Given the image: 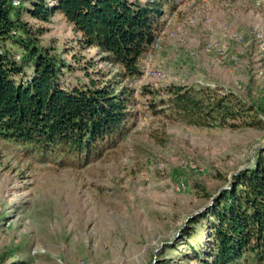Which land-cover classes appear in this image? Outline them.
I'll list each match as a JSON object with an SVG mask.
<instances>
[{
    "label": "rangeland",
    "instance_id": "374dc122",
    "mask_svg": "<svg viewBox=\"0 0 264 264\" xmlns=\"http://www.w3.org/2000/svg\"><path fill=\"white\" fill-rule=\"evenodd\" d=\"M166 18L172 33L159 34L150 63L162 76L141 68L132 84L135 117L117 146L73 165L61 157L42 162L0 138V264H160L161 248L211 202L206 194L254 163L264 126H188L165 113L155 116L162 97L139 91L174 84L232 94L258 107L264 123V42L254 38L264 29V0H190ZM26 20L43 29L40 44L54 46L72 66L63 70L68 82L88 80L81 71L88 61L89 72L114 71L96 49L79 47L62 16L45 24Z\"/></svg>",
    "mask_w": 264,
    "mask_h": 264
},
{
    "label": "trees",
    "instance_id": "16d2710c",
    "mask_svg": "<svg viewBox=\"0 0 264 264\" xmlns=\"http://www.w3.org/2000/svg\"><path fill=\"white\" fill-rule=\"evenodd\" d=\"M180 3L18 0L14 6L12 0H0V138L19 145L25 154H37L42 162L48 156L61 157L59 162L73 165L88 164L117 146L135 117L132 84L141 76L142 60L163 31L166 16ZM55 14L78 35L81 49H96L101 62L114 71L89 72L88 61L81 67L88 80L68 82L63 70L70 72L72 66L54 46L40 44L43 29L26 20L50 23ZM139 94L160 95L161 109L154 115L165 113L188 126L230 130L264 126L259 108L232 94L174 84L154 91L143 86ZM206 196L211 202L156 258L163 264H264V147L226 187ZM181 243L184 247L179 248Z\"/></svg>",
    "mask_w": 264,
    "mask_h": 264
},
{
    "label": "built area",
    "instance_id": "2783aa9c",
    "mask_svg": "<svg viewBox=\"0 0 264 264\" xmlns=\"http://www.w3.org/2000/svg\"><path fill=\"white\" fill-rule=\"evenodd\" d=\"M190 0H181V3L179 4L180 6L183 5L185 2H189ZM12 5L17 6L18 5V0H12ZM170 21L166 22V26L164 27V31H162L163 33H169V26H170ZM170 33H172V31H170ZM241 37L240 36H236L235 35V39L239 40ZM254 38L255 40L258 41H263L264 42V29H258L254 31ZM159 41H160V36H158L156 38V41L153 43L151 50L145 55V57L143 58L142 61V70L146 75H150V76H154L155 78H159L158 76H162L160 75L158 71L152 70L150 69V63L151 60L153 58V52L154 50H156L159 46ZM215 46V44L213 46L209 45V48H213ZM225 44H220L219 46H217V50L219 52V54L221 56H224L225 53ZM15 59H17V56H15ZM137 91V89H135V92Z\"/></svg>",
    "mask_w": 264,
    "mask_h": 264
},
{
    "label": "water",
    "instance_id": "95a60500",
    "mask_svg": "<svg viewBox=\"0 0 264 264\" xmlns=\"http://www.w3.org/2000/svg\"><path fill=\"white\" fill-rule=\"evenodd\" d=\"M247 167H249V166H247ZM246 168V167H245Z\"/></svg>",
    "mask_w": 264,
    "mask_h": 264
}]
</instances>
